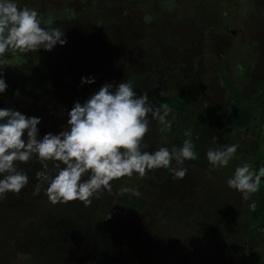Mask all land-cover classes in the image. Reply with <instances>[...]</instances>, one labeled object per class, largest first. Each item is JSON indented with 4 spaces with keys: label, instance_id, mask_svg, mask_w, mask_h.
Returning a JSON list of instances; mask_svg holds the SVG:
<instances>
[{
    "label": "rangeland",
    "instance_id": "1",
    "mask_svg": "<svg viewBox=\"0 0 264 264\" xmlns=\"http://www.w3.org/2000/svg\"><path fill=\"white\" fill-rule=\"evenodd\" d=\"M175 1L14 0L18 7L36 9L42 27L64 31L67 42L52 51L0 58L8 85L0 108L41 118L42 138L59 133L74 103H83L104 83L130 82L138 95L147 91L149 103L185 99L189 115L196 116L190 140L197 159L185 161L183 179L173 178V161L166 173L160 168L143 178L115 180L112 192L104 191L90 206L78 200L51 203L47 184L33 195L42 165L35 157L18 162L29 182L19 194L0 197V264H264V187L245 201L227 185L239 165L248 163L257 172L264 167V115L244 130L227 120L230 109L252 110L264 101V67L262 62L257 67L255 57L264 56V36H257V28L264 29V12L247 14L257 26L252 34L244 25L248 18L242 19L241 31L253 43L246 45L244 35L239 44V36L227 38L234 42L226 46L224 40L207 38L219 31L215 13L188 8L200 0H178L183 7L177 11ZM82 77L95 82L82 84ZM168 119L171 128L149 116L144 151L182 145L187 114L171 113ZM220 132L230 136L229 145H237V151L227 167L210 171L206 153L223 148L214 143ZM123 187L145 201L142 212L121 207Z\"/></svg>",
    "mask_w": 264,
    "mask_h": 264
},
{
    "label": "clouds",
    "instance_id": "2",
    "mask_svg": "<svg viewBox=\"0 0 264 264\" xmlns=\"http://www.w3.org/2000/svg\"><path fill=\"white\" fill-rule=\"evenodd\" d=\"M38 11L28 6L18 7L14 0H0V58L36 52L43 48L52 51L66 44L64 31L51 26L42 27ZM83 78L81 83H94ZM8 85L0 73V94ZM161 96L167 92L161 90ZM172 109L167 103L153 108L147 91L138 95L130 82L118 85L104 83L83 103L75 102L68 112L67 125L57 133H38L39 117H28L18 110L0 108V197L7 193L19 194L28 184V175L18 169V162L28 163L34 157L42 165L36 173L38 181L33 195H38L43 184L45 194L53 204L80 201L90 206L104 191L112 192V182L138 174L143 178L149 170L172 167L174 179H183L188 171L187 160L197 159L195 145L185 139L181 146L171 149L161 146L154 152L144 151L148 145L144 138L149 132L150 120L171 128L168 119ZM185 136L190 132L185 131ZM237 145L209 149L207 160L213 166L227 167L233 159ZM49 162H53L49 169ZM264 167L258 172L248 163L235 168L227 185L242 194L247 201L260 189ZM121 192H134L123 187ZM250 207L255 208V204ZM107 219H111L108 212ZM106 219V220H107Z\"/></svg>",
    "mask_w": 264,
    "mask_h": 264
},
{
    "label": "flooded vegetation",
    "instance_id": "3",
    "mask_svg": "<svg viewBox=\"0 0 264 264\" xmlns=\"http://www.w3.org/2000/svg\"><path fill=\"white\" fill-rule=\"evenodd\" d=\"M176 1H178V0H176ZM176 1L174 3L175 4L174 9H176V10L178 9L177 11H179L180 8H182L183 6L179 2L176 3ZM195 4H196V2L192 3V5H188V8L189 9L191 8L192 11L193 10L196 11L198 9L196 7H199V11L203 10L204 13H208V14L215 13V15H217V20H216V23L214 22V24L217 25L219 33L217 32L216 35H215V32L212 34L208 33V36H207L208 39H211L213 41L216 38L220 39L222 41L224 40V42H222L221 44H225L227 46V45H231L230 44L231 40L226 42L227 38H233L235 36H239L236 39L237 44H239V42L243 40L244 35H245V38H246L245 44L246 45L254 42L253 39L247 40V37L249 36V34L248 33L243 34V31H241L240 26L242 25L243 17L245 16L246 18H248V16H247L248 13H253L255 11L256 12H264V0H200V2H199L200 5L196 6ZM257 7H260L262 9L257 10L258 9ZM244 12H246V15H244ZM252 19L248 18V20L245 21V24H244L247 26L246 31L250 30V32H251V33L249 32L250 34H252L251 28L257 27L254 25V21H252ZM248 26H249V28H248ZM221 33H224L226 35V37L221 36ZM206 34L207 33H205V35ZM205 35H204L203 39L206 38ZM231 42H234V41H231ZM241 51L243 52L245 50H243V48H241L240 52ZM248 52H245V53L243 52V53L248 55ZM251 54L253 55V53H251ZM239 67H237V69L239 71H242ZM262 89H264V87H262ZM234 92H235V90H234ZM262 93L263 92H261V96H263ZM239 106L240 105H238L236 107H239ZM252 111H253L252 121H255V120L257 121V118H258V123H259L261 121V118L264 115V101H261V103L258 106H255V108H253ZM195 117L196 116L192 117V121H193V118L195 119ZM263 127H262V131H263ZM246 128H244V129H246ZM244 129H240V130H244ZM261 184H262V187H264V180L263 181L261 180ZM262 194H263L262 199L264 200V192H262Z\"/></svg>",
    "mask_w": 264,
    "mask_h": 264
},
{
    "label": "trees",
    "instance_id": "4",
    "mask_svg": "<svg viewBox=\"0 0 264 264\" xmlns=\"http://www.w3.org/2000/svg\"><path fill=\"white\" fill-rule=\"evenodd\" d=\"M164 103H167L170 106V108L172 109L171 113L176 116L187 114V117L189 120L188 122L186 121V123L184 124V127H182V132L179 137V140L183 143L185 139H190L191 137L190 128L192 126V115H189L190 109L187 106L185 99L177 98V99H173L170 101L152 100L150 102V104H152L154 108H161ZM252 119H253V111L250 109L244 108L242 106L230 109L227 114L228 123L232 128L244 129L251 124ZM185 131H189L190 135L185 136L184 135ZM214 143L218 147H224L225 145H229L230 136L227 135V133L225 132H220L219 134H217L216 138L214 139ZM170 167L165 168V173L168 172ZM120 205L123 209L131 212L132 214H138L146 208L145 201L141 197L135 194H131V193H126L121 197Z\"/></svg>",
    "mask_w": 264,
    "mask_h": 264
},
{
    "label": "crops",
    "instance_id": "5",
    "mask_svg": "<svg viewBox=\"0 0 264 264\" xmlns=\"http://www.w3.org/2000/svg\"><path fill=\"white\" fill-rule=\"evenodd\" d=\"M257 30H261V32H258V35H257V36H258V40L261 39V38L263 39V36H264V29H262V28H261V29H260V28H257ZM263 42H264V41H263ZM260 44H261V43H260ZM263 53H264V52H263ZM263 53H262V54H263ZM256 59H258L257 64L255 63V64L257 65V67L260 68V66H259V63H260V62H262V67H264V56H256ZM262 70H263V71H262L261 75H262V77H263V79H264V69H262ZM263 86H264V85H262V87H263ZM262 90H263V89H262Z\"/></svg>",
    "mask_w": 264,
    "mask_h": 264
}]
</instances>
